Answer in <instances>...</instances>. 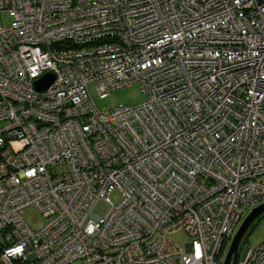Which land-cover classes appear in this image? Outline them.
Segmentation results:
<instances>
[{"label": "built area", "instance_id": "1", "mask_svg": "<svg viewBox=\"0 0 264 264\" xmlns=\"http://www.w3.org/2000/svg\"><path fill=\"white\" fill-rule=\"evenodd\" d=\"M262 204L264 0H0V264H224Z\"/></svg>", "mask_w": 264, "mask_h": 264}, {"label": "rangeland", "instance_id": "2", "mask_svg": "<svg viewBox=\"0 0 264 264\" xmlns=\"http://www.w3.org/2000/svg\"><path fill=\"white\" fill-rule=\"evenodd\" d=\"M4 24L7 25L10 19L4 14ZM147 96L142 92L141 86L139 84L133 85L128 88H123L111 93L107 98L101 99L99 96L95 97V102L97 107L104 111L109 112L119 106H129L135 107L146 102ZM109 198L112 203L118 204L123 199V193L120 190L112 191L109 194ZM109 210V205L102 201L98 203L93 211V218L104 217ZM25 217L27 218L29 224L37 229L40 228L44 222L43 216L36 209H29L25 212ZM247 215L244 217L243 221ZM242 221V222H243ZM174 238L181 244H185L190 241V239L183 233H180ZM4 242L3 234L0 232V244ZM264 244V215L258 219L252 228L248 231L246 236L243 238L240 244V255H242L246 247H250L253 250L260 248ZM231 248V243L227 242L224 245L223 260L225 261ZM79 264V263H76Z\"/></svg>", "mask_w": 264, "mask_h": 264}, {"label": "water", "instance_id": "3", "mask_svg": "<svg viewBox=\"0 0 264 264\" xmlns=\"http://www.w3.org/2000/svg\"><path fill=\"white\" fill-rule=\"evenodd\" d=\"M55 77L53 75H47L43 79H41L39 82H37V88L39 90H46L48 89L54 82ZM264 215V204L258 206L255 208L248 217L244 220L242 223L238 233L236 234L233 244L230 248V251L227 255V258L225 260L224 264H232V261L236 259L238 255V251L240 248V244L243 240V238L246 236L248 231L252 228L254 223L260 219Z\"/></svg>", "mask_w": 264, "mask_h": 264}, {"label": "clouds", "instance_id": "4", "mask_svg": "<svg viewBox=\"0 0 264 264\" xmlns=\"http://www.w3.org/2000/svg\"><path fill=\"white\" fill-rule=\"evenodd\" d=\"M36 72L35 70H33V75H35ZM29 175H31V173H29ZM98 227V225L96 226ZM87 233L89 235H91L94 231V228L92 226V224L89 225V227L86 229ZM25 244L24 243H21L19 245H17L14 249H9L7 252H6V256H22L24 254V249H25ZM204 258V249L202 247V245L197 242L194 244V252H193V256L192 258H188V257H185L183 260H182V264H192V260L194 259L196 262H199L200 260H202Z\"/></svg>", "mask_w": 264, "mask_h": 264}, {"label": "trees", "instance_id": "5", "mask_svg": "<svg viewBox=\"0 0 264 264\" xmlns=\"http://www.w3.org/2000/svg\"><path fill=\"white\" fill-rule=\"evenodd\" d=\"M3 244H0V246H2Z\"/></svg>", "mask_w": 264, "mask_h": 264}]
</instances>
